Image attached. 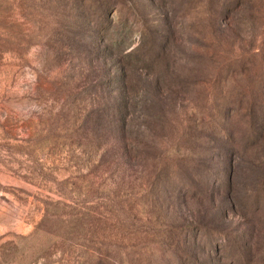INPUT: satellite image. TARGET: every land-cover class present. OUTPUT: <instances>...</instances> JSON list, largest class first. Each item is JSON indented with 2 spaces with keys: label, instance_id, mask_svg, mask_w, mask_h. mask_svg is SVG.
I'll return each mask as SVG.
<instances>
[{
  "label": "rangeland",
  "instance_id": "obj_1",
  "mask_svg": "<svg viewBox=\"0 0 264 264\" xmlns=\"http://www.w3.org/2000/svg\"><path fill=\"white\" fill-rule=\"evenodd\" d=\"M261 85L264 0H0V264H264Z\"/></svg>",
  "mask_w": 264,
  "mask_h": 264
},
{
  "label": "trees",
  "instance_id": "obj_2",
  "mask_svg": "<svg viewBox=\"0 0 264 264\" xmlns=\"http://www.w3.org/2000/svg\"><path fill=\"white\" fill-rule=\"evenodd\" d=\"M260 87H264V85H261ZM255 112V111H254ZM253 131V130H252ZM251 131V132H252ZM101 260H104V262H106L107 260L106 259H101Z\"/></svg>",
  "mask_w": 264,
  "mask_h": 264
}]
</instances>
